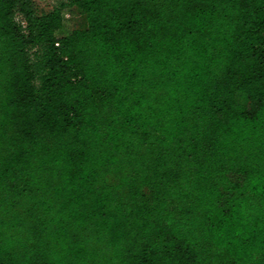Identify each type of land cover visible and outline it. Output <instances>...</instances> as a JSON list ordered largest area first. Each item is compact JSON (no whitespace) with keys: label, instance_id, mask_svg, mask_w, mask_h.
<instances>
[{"label":"trees","instance_id":"obj_1","mask_svg":"<svg viewBox=\"0 0 264 264\" xmlns=\"http://www.w3.org/2000/svg\"><path fill=\"white\" fill-rule=\"evenodd\" d=\"M0 264H264V0H0Z\"/></svg>","mask_w":264,"mask_h":264},{"label":"rangeland","instance_id":"obj_2","mask_svg":"<svg viewBox=\"0 0 264 264\" xmlns=\"http://www.w3.org/2000/svg\"><path fill=\"white\" fill-rule=\"evenodd\" d=\"M60 0H34L39 13L51 10ZM65 25L63 34L71 32L73 29L81 26L84 23L83 16L70 11H65Z\"/></svg>","mask_w":264,"mask_h":264}]
</instances>
